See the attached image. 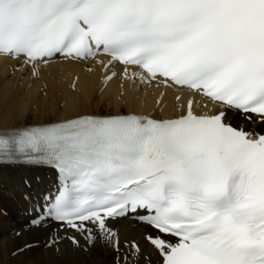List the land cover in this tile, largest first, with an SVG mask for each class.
I'll return each instance as SVG.
<instances>
[{
	"label": "snow or ice",
	"instance_id": "obj_1",
	"mask_svg": "<svg viewBox=\"0 0 264 264\" xmlns=\"http://www.w3.org/2000/svg\"><path fill=\"white\" fill-rule=\"evenodd\" d=\"M0 58L177 92L170 116L0 128V164L50 173L23 180L26 226L64 232L68 264L97 244L115 264H264V0H0Z\"/></svg>",
	"mask_w": 264,
	"mask_h": 264
},
{
	"label": "bare ground",
	"instance_id": "obj_2",
	"mask_svg": "<svg viewBox=\"0 0 264 264\" xmlns=\"http://www.w3.org/2000/svg\"><path fill=\"white\" fill-rule=\"evenodd\" d=\"M14 63L0 58V128L77 113L103 114L102 110L104 114L124 109L170 116L177 103L175 90L156 83L140 85L137 91L131 82L122 81L119 74L105 83L101 68L91 61L42 67L38 77L31 76L29 71H14ZM88 67L93 71H86ZM111 70L119 73L121 68L116 65ZM74 77H79L76 91L71 88ZM47 174L50 175L47 170L37 167L0 166V264H68L71 259L68 250L75 246L63 239L64 232L60 231L61 238L56 243L47 245L52 235L50 229L26 226L29 216L25 212L28 205L22 199L27 190L23 180H34L38 175L47 179ZM118 227L122 236L139 235L138 226L131 219L122 220ZM80 241L84 245L83 237ZM57 248L63 256L57 254ZM83 259L88 264H115L116 256L111 249L97 244L88 249Z\"/></svg>",
	"mask_w": 264,
	"mask_h": 264
},
{
	"label": "rangeland",
	"instance_id": "obj_3",
	"mask_svg": "<svg viewBox=\"0 0 264 264\" xmlns=\"http://www.w3.org/2000/svg\"><path fill=\"white\" fill-rule=\"evenodd\" d=\"M29 73H30V71H29ZM30 74H31V73H30ZM7 77H9V76H7ZM74 78H75V77H74ZM74 78H73V79H74ZM73 79H72V81H73ZM71 88H72V87H71ZM40 91H42V90H40ZM101 91H102V90H100V92H101ZM102 111H103V114H104L105 110H102ZM121 111H124V109L121 110ZM46 176L48 177V175H46ZM10 222H12V221H10ZM30 238H32V237H30ZM34 239H35V238H34ZM19 245H20V243H19ZM18 248H19V247H18ZM15 249H17V248H15ZM15 249H14V250H15ZM14 250H13V251H14Z\"/></svg>",
	"mask_w": 264,
	"mask_h": 264
}]
</instances>
